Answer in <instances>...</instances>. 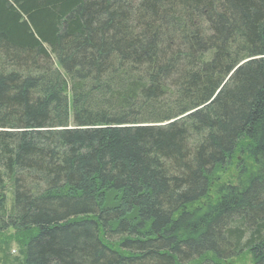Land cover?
<instances>
[{
    "label": "trees",
    "instance_id": "16d2710c",
    "mask_svg": "<svg viewBox=\"0 0 264 264\" xmlns=\"http://www.w3.org/2000/svg\"><path fill=\"white\" fill-rule=\"evenodd\" d=\"M0 236L264 264V0H0Z\"/></svg>",
    "mask_w": 264,
    "mask_h": 264
},
{
    "label": "rangeland",
    "instance_id": "374dc122",
    "mask_svg": "<svg viewBox=\"0 0 264 264\" xmlns=\"http://www.w3.org/2000/svg\"><path fill=\"white\" fill-rule=\"evenodd\" d=\"M3 238L4 237L0 236V264H19L22 257H18L17 260L15 258L18 254H20L18 251L19 249L13 244H3ZM231 264H249L248 257L244 256L241 261L235 260Z\"/></svg>",
    "mask_w": 264,
    "mask_h": 264
}]
</instances>
